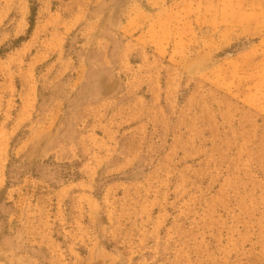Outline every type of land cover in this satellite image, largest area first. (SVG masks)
Here are the masks:
<instances>
[{
	"label": "rangeland",
	"instance_id": "obj_1",
	"mask_svg": "<svg viewBox=\"0 0 264 264\" xmlns=\"http://www.w3.org/2000/svg\"><path fill=\"white\" fill-rule=\"evenodd\" d=\"M0 264H264V0H0Z\"/></svg>",
	"mask_w": 264,
	"mask_h": 264
}]
</instances>
